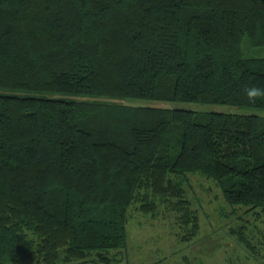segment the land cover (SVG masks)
I'll return each instance as SVG.
<instances>
[{
	"label": "trees",
	"instance_id": "trees-1",
	"mask_svg": "<svg viewBox=\"0 0 264 264\" xmlns=\"http://www.w3.org/2000/svg\"><path fill=\"white\" fill-rule=\"evenodd\" d=\"M263 49L264 0H0V264H121L136 203L191 239L190 175L264 216Z\"/></svg>",
	"mask_w": 264,
	"mask_h": 264
},
{
	"label": "rangeland",
	"instance_id": "rangeland-1",
	"mask_svg": "<svg viewBox=\"0 0 264 264\" xmlns=\"http://www.w3.org/2000/svg\"><path fill=\"white\" fill-rule=\"evenodd\" d=\"M251 55L264 56V49L254 50ZM152 105L199 112H235L232 107L219 105ZM187 192L199 216L197 235L183 240L188 231L182 229L174 212L161 209L154 217L140 212L136 203L129 211L128 246L122 253L121 264H264V216L230 206L217 184L200 175L189 176ZM239 232L250 238L251 250L239 243Z\"/></svg>",
	"mask_w": 264,
	"mask_h": 264
},
{
	"label": "clouds",
	"instance_id": "clouds-1",
	"mask_svg": "<svg viewBox=\"0 0 264 264\" xmlns=\"http://www.w3.org/2000/svg\"><path fill=\"white\" fill-rule=\"evenodd\" d=\"M244 94L250 104H255L257 100H264V88L258 86L245 88Z\"/></svg>",
	"mask_w": 264,
	"mask_h": 264
}]
</instances>
